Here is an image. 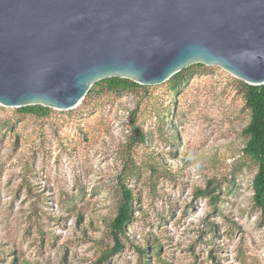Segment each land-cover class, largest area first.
Returning a JSON list of instances; mask_svg holds the SVG:
<instances>
[{"label": "rangeland", "instance_id": "374dc122", "mask_svg": "<svg viewBox=\"0 0 264 264\" xmlns=\"http://www.w3.org/2000/svg\"><path fill=\"white\" fill-rule=\"evenodd\" d=\"M233 78L207 65L177 92L160 83L100 94L40 118L0 105V264H94L112 244L106 220L131 162L135 218L109 264H145L138 248L154 240L150 264H264L256 167L241 154L249 111ZM153 156L162 162L151 174ZM207 186L219 192L216 210L196 194Z\"/></svg>", "mask_w": 264, "mask_h": 264}, {"label": "water", "instance_id": "95a60500", "mask_svg": "<svg viewBox=\"0 0 264 264\" xmlns=\"http://www.w3.org/2000/svg\"><path fill=\"white\" fill-rule=\"evenodd\" d=\"M194 63L264 84V0H0L2 106L68 110L100 79Z\"/></svg>", "mask_w": 264, "mask_h": 264}, {"label": "trees", "instance_id": "16d2710c", "mask_svg": "<svg viewBox=\"0 0 264 264\" xmlns=\"http://www.w3.org/2000/svg\"><path fill=\"white\" fill-rule=\"evenodd\" d=\"M205 68H207V65L203 63H194L173 74L163 82V85L169 88L170 91L177 92L180 86L192 74ZM233 83L235 84L236 91L242 96L244 106L249 111V120L242 129L244 140L241 154L247 163H251L256 167L251 184L253 190L252 199L254 204L264 214V84L252 85L238 78H233ZM146 89H148V85L139 84L129 78L112 76L95 81L82 100L86 98V100L94 102L100 94L110 93L117 95L122 92H138ZM17 111L40 118L48 116L52 108L40 104H33L17 107ZM7 123L11 124L9 121ZM172 132L170 133L168 131L166 135L169 141L175 143L178 140V135L173 130ZM148 135L136 129L134 138L137 141L145 142L149 140ZM153 159L157 163L150 164L151 174L155 173V171L160 172V166H156V164L158 165V162H162V159L159 157L153 156ZM139 173V166L131 162V164L126 163V166L117 175L116 183L119 196L116 201L115 212L113 216L106 220L105 225V234L111 239L112 244H106L94 264H109L111 257L122 248L121 238L127 235V229L135 218L136 211L134 186L130 184L129 179L138 176ZM162 173L165 174L166 171L163 170ZM196 194L198 196H208L216 210V204L219 201V192L215 191V186L199 188ZM160 246L161 244L154 240L149 251H147V247L143 249L138 248L146 256L145 264H150L149 258L159 251Z\"/></svg>", "mask_w": 264, "mask_h": 264}]
</instances>
